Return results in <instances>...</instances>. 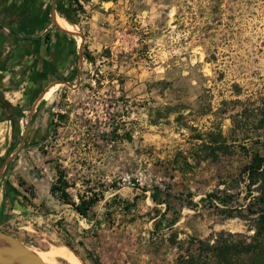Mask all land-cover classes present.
Returning a JSON list of instances; mask_svg holds the SVG:
<instances>
[{
	"label": "rangeland",
	"instance_id": "1",
	"mask_svg": "<svg viewBox=\"0 0 264 264\" xmlns=\"http://www.w3.org/2000/svg\"><path fill=\"white\" fill-rule=\"evenodd\" d=\"M74 3L79 67L48 82L34 120L45 138L21 150L6 176L18 193L15 205L0 193V230L30 248L65 246L82 264H173L171 232L176 240L252 233L237 210L240 170L251 148L264 154L253 112L264 95V0ZM25 86L3 93L26 104L22 127L39 99ZM11 132L0 119V171ZM64 182L76 203L98 198L86 216L50 193Z\"/></svg>",
	"mask_w": 264,
	"mask_h": 264
},
{
	"label": "crops",
	"instance_id": "2",
	"mask_svg": "<svg viewBox=\"0 0 264 264\" xmlns=\"http://www.w3.org/2000/svg\"><path fill=\"white\" fill-rule=\"evenodd\" d=\"M63 8H68L74 18L70 22L78 19L80 13L74 0H0L3 93L15 91L18 85L34 87L36 83H43L45 89L56 74L73 73L79 67V43L74 34L54 21L56 15L64 16Z\"/></svg>",
	"mask_w": 264,
	"mask_h": 264
},
{
	"label": "trees",
	"instance_id": "3",
	"mask_svg": "<svg viewBox=\"0 0 264 264\" xmlns=\"http://www.w3.org/2000/svg\"><path fill=\"white\" fill-rule=\"evenodd\" d=\"M253 112L256 115V122L259 124L257 129L264 131V95L260 99V104L254 107ZM224 147L226 144L219 142L216 149L223 152ZM250 153L249 161L239 173L240 179L244 183L245 193L244 203L237 210V214L252 221L248 225V229L252 230V233L220 230L210 232L202 239L188 236L187 239L176 240V233L171 232L168 241L176 248L173 264H264V154L258 148H251ZM8 187L13 192L12 198H15L18 193L17 189L11 185ZM66 187L65 182L63 185H51L50 193L54 195L58 192L62 199L74 207L76 212L86 216L98 198L79 195V201L76 203L68 196ZM161 193L162 190L158 186H154L151 192L152 200H157ZM165 194L168 195L167 192ZM206 197L210 203L216 199L221 203L225 202V199L217 194H207ZM226 215L233 216L234 213L232 211ZM175 219L169 220L168 226L173 225Z\"/></svg>",
	"mask_w": 264,
	"mask_h": 264
},
{
	"label": "flooded vegetation",
	"instance_id": "4",
	"mask_svg": "<svg viewBox=\"0 0 264 264\" xmlns=\"http://www.w3.org/2000/svg\"><path fill=\"white\" fill-rule=\"evenodd\" d=\"M62 12L69 20L74 21V18L71 16L68 8H63ZM33 90L37 94V97H35L33 103L38 99V97L39 99L34 108L33 106L30 107L32 109V112L28 116V122H26V124H24V127H22V124L17 125V122L21 123V113L24 112L23 108L26 106V104H20L16 106L10 105L8 101L3 97V91L0 89V119L3 120L8 118L12 123V132L9 137L7 150V153H9L8 156L10 155L12 157L4 164L3 168L0 171V189L1 191H3V201L10 200L11 204H15V201L12 198L13 192L8 187L6 179L8 172L10 170H13L16 165L15 163L20 160V157L22 158L21 150L37 146L45 138V132H38L36 130L37 126H34L36 112L40 108V101L44 98V94H41L44 90L43 83H36ZM25 168L27 169V174L35 176L34 174L36 173L34 172V169L32 167ZM15 197H17V194L15 195Z\"/></svg>",
	"mask_w": 264,
	"mask_h": 264
},
{
	"label": "water",
	"instance_id": "5",
	"mask_svg": "<svg viewBox=\"0 0 264 264\" xmlns=\"http://www.w3.org/2000/svg\"><path fill=\"white\" fill-rule=\"evenodd\" d=\"M32 249L12 233L0 230V264H45Z\"/></svg>",
	"mask_w": 264,
	"mask_h": 264
},
{
	"label": "bare ground",
	"instance_id": "6",
	"mask_svg": "<svg viewBox=\"0 0 264 264\" xmlns=\"http://www.w3.org/2000/svg\"><path fill=\"white\" fill-rule=\"evenodd\" d=\"M55 21L60 27L64 28L69 32H75L77 29V25L75 23L68 21L66 18L62 16L56 15ZM47 88H45L41 93L44 94L45 98H47L50 95L52 90L51 89L52 87H50L49 89ZM228 226L231 228L240 227L239 224L233 221H229ZM32 250L44 261L45 264H62L57 261L58 258L63 259L66 262V264H82L78 259V257L65 246H53L48 250H40L36 248H33Z\"/></svg>",
	"mask_w": 264,
	"mask_h": 264
}]
</instances>
